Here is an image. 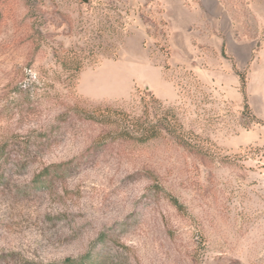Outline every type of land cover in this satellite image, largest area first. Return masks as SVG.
<instances>
[{"label": "rangeland", "instance_id": "rangeland-1", "mask_svg": "<svg viewBox=\"0 0 264 264\" xmlns=\"http://www.w3.org/2000/svg\"><path fill=\"white\" fill-rule=\"evenodd\" d=\"M66 259L264 264V0H0V264Z\"/></svg>", "mask_w": 264, "mask_h": 264}, {"label": "trees", "instance_id": "trees-1", "mask_svg": "<svg viewBox=\"0 0 264 264\" xmlns=\"http://www.w3.org/2000/svg\"><path fill=\"white\" fill-rule=\"evenodd\" d=\"M91 260H87V262H90ZM75 260H71V259H66L62 264H75ZM80 263L79 264H85L84 262L82 261H79Z\"/></svg>", "mask_w": 264, "mask_h": 264}]
</instances>
